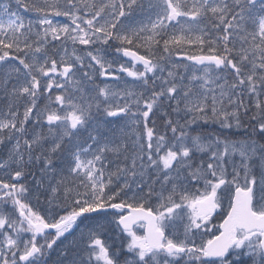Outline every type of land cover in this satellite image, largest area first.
I'll return each mask as SVG.
<instances>
[{"label": "snow or ice", "instance_id": "snow-or-ice-1", "mask_svg": "<svg viewBox=\"0 0 264 264\" xmlns=\"http://www.w3.org/2000/svg\"><path fill=\"white\" fill-rule=\"evenodd\" d=\"M0 264H264V0H0Z\"/></svg>", "mask_w": 264, "mask_h": 264}]
</instances>
